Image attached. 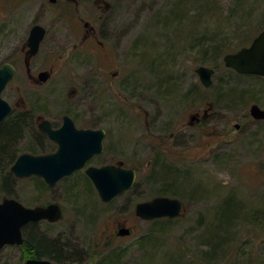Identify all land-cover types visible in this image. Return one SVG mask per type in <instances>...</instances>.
I'll return each instance as SVG.
<instances>
[{
  "label": "rangeland",
  "instance_id": "374dc122",
  "mask_svg": "<svg viewBox=\"0 0 264 264\" xmlns=\"http://www.w3.org/2000/svg\"><path fill=\"white\" fill-rule=\"evenodd\" d=\"M109 1L112 7L103 19L93 0L76 8L100 25L105 54L91 41L80 43L84 28L76 13L68 26L47 2L0 0V66H17L3 97L16 104L17 112L34 108L37 127L44 117L61 125L68 112L78 126L107 132L103 153L43 191L37 176L15 177L18 198L29 206L60 202L63 218L40 221L39 231L83 249L112 239L110 247L125 250L121 264H264V122L243 118L252 102L264 106V78L238 76L223 58L249 45L264 28V0ZM35 22L47 34L28 69L25 46ZM214 39L226 46L210 55L213 48L205 42ZM199 65L215 69L209 87L201 83ZM48 68L52 76L40 82L38 72ZM108 69L121 74L112 78ZM71 88L76 92L69 94ZM210 104L212 116L201 129L184 126L190 110ZM29 127L19 138L18 155L37 148ZM56 148L51 145V151ZM158 154L161 163L176 170V197L186 208L164 231L155 230L154 241L142 244L153 219L138 216L135 205L166 195L154 189L159 182L149 180ZM118 160L137 167L136 182L103 202L85 179V168ZM234 219L226 245L207 253L208 231L217 220L221 225ZM121 225L133 233L117 235ZM22 256L20 245H7L0 250V264H25Z\"/></svg>",
  "mask_w": 264,
  "mask_h": 264
},
{
  "label": "water",
  "instance_id": "95a60500",
  "mask_svg": "<svg viewBox=\"0 0 264 264\" xmlns=\"http://www.w3.org/2000/svg\"><path fill=\"white\" fill-rule=\"evenodd\" d=\"M56 1V0H51ZM46 35L42 24H34L29 32L26 44L28 57L37 54L40 44ZM227 66L240 73H256L264 75V30H262L248 46L224 55ZM201 82L205 86L212 84L214 68L199 65L196 68ZM16 66L4 62L0 66V125L12 112V104L3 97V91L14 78ZM40 81L50 77V70L38 74ZM74 93V90H71ZM255 118H264V108L253 103L250 108ZM38 128L47 137L57 143V149L51 153H21L11 165L10 171L16 178L30 176L41 177L48 185H54L62 178L85 167L87 162L104 150L105 128L79 127L73 117L65 113L60 127H53L48 119L39 122ZM92 180L103 202H109L120 193L133 187L136 181V169L123 165L104 164L88 165L85 169ZM185 202L179 197L157 195L147 200L138 201L135 213L143 219L177 218L185 211ZM64 209L60 202L51 201L34 206L25 205L15 197L6 196L0 199V249L6 245H22L24 243L23 228L30 222L47 220L57 222L62 219ZM133 229L121 225L116 234L127 236ZM26 264H56L47 257H30Z\"/></svg>",
  "mask_w": 264,
  "mask_h": 264
},
{
  "label": "trees",
  "instance_id": "16d2710c",
  "mask_svg": "<svg viewBox=\"0 0 264 264\" xmlns=\"http://www.w3.org/2000/svg\"><path fill=\"white\" fill-rule=\"evenodd\" d=\"M218 39L208 40L205 42L206 46H211L213 49L210 55L217 54L222 51L226 44L224 42L217 41ZM205 46V55H208V49ZM210 51V49H209ZM208 53V54H207ZM236 73V72H235ZM238 76H244L236 73ZM252 96V95H251ZM36 110L34 108H27L26 110L16 111L9 115L3 123L0 125V196H11L18 198L17 191L15 189V181L17 180L15 176L11 173L10 167L15 162L18 157L19 151L17 149L19 138L22 137L25 129H30L32 136L34 138V143L37 148H30V153H50L51 145L55 146V143L50 141L48 137L39 131L38 127L34 121V114ZM34 128V130L32 129ZM160 156L158 154L157 159ZM159 164L157 163L150 174L149 180L151 182H159L160 187L154 188L158 193L173 194L171 196H179L177 192V186L173 177H175L176 170L168 166L165 162ZM167 169V172L160 173L156 172ZM85 179L91 184V181L85 176ZM160 179V181L158 180ZM35 183L40 191H43L47 187L44 180L38 177H34ZM163 180V182H162ZM174 185V186H173ZM73 187H71L72 189ZM171 190V191H170ZM129 192V191H128ZM77 196V195H76ZM19 199V198H18ZM238 215V214H237ZM236 215V216H237ZM172 218H156L151 221V227L148 232H145L141 236V242H151L154 241L155 230L164 231L168 222H171ZM235 221L232 220L227 224L222 222L219 225L218 220L216 224L212 226V230L207 233L208 241L210 243L211 249L207 253H213L214 251L220 252L226 242L224 239L228 237L230 233L231 225ZM40 222H30L26 224L23 228L24 243L20 245L23 252V258L26 256L32 257H47L53 260L56 264H84L85 261L92 260L93 263L88 264H121L125 256V250L122 248H112L110 247L111 240L109 239L104 242V239L96 245H90L88 248H80L76 245L62 242L59 237H49L38 229V224ZM219 228L215 230L214 228ZM154 229V230H153ZM148 242V243H149ZM100 244V245H99ZM103 247V248H102ZM102 248V249H100ZM83 261V262H82Z\"/></svg>",
  "mask_w": 264,
  "mask_h": 264
},
{
  "label": "flooded vegetation",
  "instance_id": "af4514ba",
  "mask_svg": "<svg viewBox=\"0 0 264 264\" xmlns=\"http://www.w3.org/2000/svg\"><path fill=\"white\" fill-rule=\"evenodd\" d=\"M41 1L47 2L48 6H52L53 8H55L54 10H55V13L57 15V20L58 21H60L62 24H67L68 26H71L70 25L71 22L69 21V18H72V16L76 13V8L77 7H79L80 5H83L84 3H87L89 0H56V1L41 0ZM93 2L96 5L97 9L100 11L101 19H103L105 17V15L107 14V12L110 11V9L112 7V3L109 0H93ZM76 17H77V20H78L79 24H81L82 28H84V31H83V34H82V39H81L80 43L84 44L85 42L91 41L95 45H98V46L102 47L103 51H107V53H105V54H108L107 42L102 37V34L100 32V25L98 23L97 24H93L89 19H86L84 16L79 15L78 13H76ZM101 19H100V22H101ZM104 22H106V21H102L103 24H105ZM37 23H39V22H35L34 24H37ZM39 24H41V23H39ZM46 34H47V28H46ZM25 51H26L25 52V64L27 65V67L29 69L30 68V63H31V58L33 56H35V55H33L31 57H28V55H27V53H28L27 52L28 51L27 45L25 46ZM231 69H233V68H231ZM43 70H47V69H43ZM43 70H40L39 72H41ZM48 70H50V77H51L53 72H54V70L52 68H48ZM233 70L235 72H237L235 69H233ZM39 72H38V74H39ZM120 72H121L120 70L113 71V70H109L108 69L106 74H107V76H110V77L113 78V77H119L120 74H121ZM237 73L241 74V75H244V76H254L256 78H264V75H262V74L239 73V72H237ZM38 74H37V78L39 80ZM110 77H109V79H110ZM40 82H43V81H40ZM71 90H74V93L76 92V88H71L69 90V94H71ZM253 103L259 104L258 102H252L250 107H249V110L245 111V113L243 115V118H245L247 120L250 119L252 122H264V118H255L251 114L250 108H251ZM12 106H13V110H12L11 113H13L16 110H18V107L16 106V104H12ZM261 107L264 108V106H261ZM26 108L27 107L23 108L22 110H25ZM212 109H213V106L211 104L208 107L204 106V107L201 108V106H199L197 110L193 108L192 110H190V113L188 114L189 115L188 119L185 121L184 126L185 127L198 126V128L201 129V124L202 123H207L209 121V119L211 118L212 112H213ZM68 114H70V113H68ZM63 116H62V123H63ZM74 120L76 122V118H74ZM52 125H53V127H59L60 126V125H57L54 122L52 123ZM235 126H236L237 129H241L240 128L241 127V123L240 122L235 123ZM79 127H83V126H79ZM174 133L175 132L172 131L171 136H170L171 139L173 138ZM106 134H107V132H106ZM104 150H105V144H104ZM103 164H115V165H123L125 167H134L136 169V173H137V167L136 166H127V165L124 164V162L122 160L108 162V163H103ZM103 164H101V165H103Z\"/></svg>",
  "mask_w": 264,
  "mask_h": 264
},
{
  "label": "bare ground",
  "instance_id": "6f19581e",
  "mask_svg": "<svg viewBox=\"0 0 264 264\" xmlns=\"http://www.w3.org/2000/svg\"><path fill=\"white\" fill-rule=\"evenodd\" d=\"M202 83V82H201ZM203 84V83H202ZM203 86H205L204 84H203ZM206 87H209V86H206ZM65 113H67V112H65ZM64 113V114H65ZM63 114V115H64ZM43 119H48V120H50L49 118H47V117H44ZM42 119V120H43ZM74 119V118H73ZM51 121V123H53V121L52 120H50ZM75 121V120H74ZM76 123V122H75ZM77 125V124H76ZM99 128H101V127H99ZM160 160H162L163 159V157H161V158H159ZM158 162V161H157ZM61 240V239H60ZM62 241V240H61ZM62 242H64V241H62ZM27 258L26 259H24L25 260V264H26V260L28 259V258H30V257H32V256H26Z\"/></svg>",
  "mask_w": 264,
  "mask_h": 264
}]
</instances>
